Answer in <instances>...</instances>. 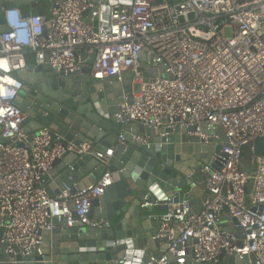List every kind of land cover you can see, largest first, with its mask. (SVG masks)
Here are the masks:
<instances>
[{
	"label": "built area",
	"instance_id": "1",
	"mask_svg": "<svg viewBox=\"0 0 264 264\" xmlns=\"http://www.w3.org/2000/svg\"><path fill=\"white\" fill-rule=\"evenodd\" d=\"M40 1L31 2L28 13L15 6L2 14L4 254L40 252L42 233L54 227L53 218H66L67 227L77 222L104 229L112 225L89 214L93 200L119 179V173L110 171L115 148L96 151L94 140L78 145L45 125L28 141L23 126L27 114L16 105L25 85L21 75L49 64L66 74L88 70L91 78L101 80L117 76L122 81L130 72L132 101L127 102L125 94L115 115L123 130L136 123L156 135L162 129L160 136L167 137L169 130L192 128L187 134L198 136L199 144L222 145L219 152L208 151L207 163L188 175L208 174L192 185L201 184L207 194L198 207L192 203V186L141 205L150 217L160 219L154 239H164L165 245L160 258L151 257L150 264H168L169 253L177 264H215L223 253L244 264H264V156L254 146L258 138L264 140V0H46L51 3L47 14L37 10ZM218 131L226 142L218 141L223 136ZM131 137L147 146L152 139L147 133L131 132ZM118 142L125 143L122 133ZM249 142L252 173L239 169ZM69 152L94 156L106 170L89 186L66 184L51 195L44 176L55 159Z\"/></svg>",
	"mask_w": 264,
	"mask_h": 264
},
{
	"label": "water",
	"instance_id": "2",
	"mask_svg": "<svg viewBox=\"0 0 264 264\" xmlns=\"http://www.w3.org/2000/svg\"><path fill=\"white\" fill-rule=\"evenodd\" d=\"M34 1L0 0V32L6 29L2 18L6 9ZM145 57L143 54V60ZM151 71L155 72L154 69ZM21 78L25 85L16 105L27 114L23 126L29 134L28 141L32 142L35 131L45 125L78 145L94 140L96 151L106 152L114 147L110 171L119 173V179L93 200L89 214L91 219L111 221L110 228H94L80 222L67 227L66 218L61 222L53 218L54 227L42 233L40 252L35 250L32 255L7 257L0 244V264H150L151 257L159 259L162 254L156 250L160 246L165 248L161 244L164 239L154 237L159 234L161 221L150 217L149 210L141 205L145 201L162 200L177 189L189 190L193 183L202 181L207 173L188 175L192 168L199 170L207 163L208 151L219 152L222 145L199 144L198 136L187 134L194 130L192 128L169 130L167 137L160 136L164 132L162 129L156 135L153 129L136 123L123 130L117 122L120 118L115 115L119 111L117 104L124 101L125 94H129L127 102L132 101L130 72L124 74L122 81L117 76L101 80L91 78L88 70L66 74L44 64L36 66L35 73L25 70ZM131 132L152 136L150 145L132 140ZM203 132L207 133L206 130ZM121 133L124 144L118 142ZM218 133L223 135L222 131ZM218 141L226 142L227 137L223 135ZM159 142L164 144L160 146ZM252 146L253 143L249 142L243 147L241 171L252 173ZM254 146L255 152L264 156V140L258 138ZM105 170L94 156L69 152L54 160L44 181L48 183L51 195L53 185L59 187V194L66 184L73 186L77 183L83 188L95 183ZM190 193L195 207L199 206L201 199L207 198L201 184L192 186ZM70 205L74 207L73 202ZM74 217L77 218L76 214ZM233 220L236 222L235 218ZM238 232L241 233L242 229ZM3 233L4 229L0 227V238ZM168 260V264H177L170 253ZM244 263L245 260L226 257L223 253L220 262L215 264ZM186 264L203 263L189 261Z\"/></svg>",
	"mask_w": 264,
	"mask_h": 264
},
{
	"label": "crops",
	"instance_id": "3",
	"mask_svg": "<svg viewBox=\"0 0 264 264\" xmlns=\"http://www.w3.org/2000/svg\"><path fill=\"white\" fill-rule=\"evenodd\" d=\"M42 1H45L42 3ZM170 1V0H168ZM177 1V0H175ZM50 2H47L46 0H41L38 4V8L37 10L40 11L41 13L43 14H47L48 13V10H49V6H50ZM31 2H28V3H23L21 4L19 7L23 10L24 13H28L29 11H31ZM46 185H48V183H46ZM52 185V184H51ZM59 190V187L57 185H53L52 187V192H54L55 194L58 192ZM154 212H157L160 211V210H153ZM164 247V246H163ZM163 251V248L162 246H160L156 252H162Z\"/></svg>",
	"mask_w": 264,
	"mask_h": 264
},
{
	"label": "rangeland",
	"instance_id": "4",
	"mask_svg": "<svg viewBox=\"0 0 264 264\" xmlns=\"http://www.w3.org/2000/svg\"><path fill=\"white\" fill-rule=\"evenodd\" d=\"M45 1H42V3ZM226 35L230 36L231 35V29L227 28L226 29ZM134 91L138 93L140 91V85L138 83L134 84Z\"/></svg>",
	"mask_w": 264,
	"mask_h": 264
},
{
	"label": "flooded vegetation",
	"instance_id": "5",
	"mask_svg": "<svg viewBox=\"0 0 264 264\" xmlns=\"http://www.w3.org/2000/svg\"><path fill=\"white\" fill-rule=\"evenodd\" d=\"M21 93H22V91H21ZM20 95H22V94H20Z\"/></svg>",
	"mask_w": 264,
	"mask_h": 264
}]
</instances>
